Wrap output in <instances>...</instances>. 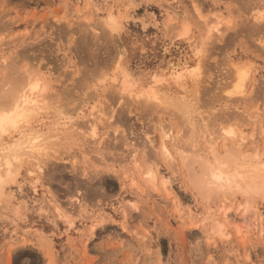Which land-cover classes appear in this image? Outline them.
<instances>
[{"label":"rangeland","instance_id":"rangeland-1","mask_svg":"<svg viewBox=\"0 0 264 264\" xmlns=\"http://www.w3.org/2000/svg\"><path fill=\"white\" fill-rule=\"evenodd\" d=\"M111 11L119 30L107 26ZM258 12L264 0H0V85L32 66L51 105L42 123L56 133L48 153L24 155L30 162L0 196V264H264V200L191 181L197 163L213 158L212 142L225 148L222 126L244 131L243 151L264 149V19L251 30ZM191 47L200 75L185 86L171 80L164 95L181 98L189 109L175 111L184 115L165 97L151 108L124 99L118 81L99 85L115 55L135 91L152 73L193 65ZM234 64L250 67L242 96L226 91ZM165 130L171 161L159 152ZM36 163L41 170L30 173ZM149 167L157 183L146 180Z\"/></svg>","mask_w":264,"mask_h":264},{"label":"bare ground","instance_id":"bare-ground-1","mask_svg":"<svg viewBox=\"0 0 264 264\" xmlns=\"http://www.w3.org/2000/svg\"><path fill=\"white\" fill-rule=\"evenodd\" d=\"M119 15H121V14H119ZM119 18L121 19V17H119L117 14H114V12L111 11L108 14V17L106 18L107 26L109 25V28L111 30H114V31L119 30L121 28V24H122V23L120 24ZM253 18H255L259 22V21H261V19H264V14H261L258 12V13L253 15ZM259 23L255 24L251 28V30L252 31H256V30L258 31L260 29V27H263V26H261V22H259ZM188 27L189 26L187 25V23L182 24L180 27L178 36L181 38L187 37V33H189ZM213 30L219 32L220 27L218 26V24H214L211 27L207 28V32H206L207 37H209L210 35L212 36L211 32H213ZM191 46H192V44H191ZM194 46H195V44L193 45V47ZM192 49H194V48H192ZM198 52L199 51H197V49L196 50L194 49L193 53L197 58L193 62V65H189L186 61L180 62L177 65H172V66H170L171 68H170V71L168 73L169 75H167V76H166L167 73L165 74V72H163V71L161 73H157V72L152 73L151 75H149V77H147V79L143 80L144 83L142 85H139L140 87L135 91L133 90V87L135 86V84H134V79H133L132 73L125 66H123L121 64L120 59L118 57H116L117 55H115L109 61V62H111V64L109 63L110 69L109 68L107 69V67H105V65H102L106 68L105 69L106 72H104V69L102 70L100 68V70H102L104 73H102V75L100 76V79L98 78L100 80L99 85L103 86V85H106L107 83H111V82L113 83L115 81H118L119 87L118 86L117 87L119 89L117 87L116 88L118 90H120V92L122 91V93H124V94H122V95H124V99H126L125 94L127 93L128 95L131 96V98H132V96L133 97L136 96L137 100L140 99V100H142V102L147 103L146 104L147 107L155 108V106H159L162 103H166L167 101H170V103H166L164 106L171 108V110L173 108L174 111L177 108L178 109L179 108L184 109L187 106L184 102L180 101L181 98L180 99H179V97L177 98L176 95H175L176 96L175 97L174 94L172 95L173 97H169V95L167 96L168 98H170V100L167 97H165L167 94V91L171 90L169 88L168 83H170V81L173 80V81L179 83V85L182 83L181 86H185V84L187 85L188 79L198 75V73L200 71V68H199L200 66H199V61H198ZM106 66H108V65H106ZM31 67H29L28 64H27V66H24L22 68V70H19L16 67L17 69L15 68L13 71L11 70L12 72H11V74L9 73L10 75H8L9 76V77H7L8 79L6 78L7 79L6 81L4 79L5 83H7V86L3 87L4 82H2V84H3V85L1 84L2 86L0 85V87H2V89L0 88V154L2 156L3 153H6V156L3 157L4 159H2V162L0 163V196L2 194H4L5 186L7 184H9L10 181L15 180L14 177L17 176V174L20 171V167L23 165V160L25 159L24 155L28 154V156H29L30 153H32V154L37 153V155H43L45 153H48V150L51 148L50 143L54 144L52 138H54V135L56 133L54 134L52 132V129L50 128V126L52 124H50L48 126V124L42 123L43 117H41V115L43 114L45 109L51 108L50 103L49 104L47 103L49 101L45 102V100H47L46 97L47 98L49 97V96H47L48 95L46 93L47 91L45 92V90H47V86H46L45 82H43L44 78L40 77V76L37 77V73H35V71L33 70L34 68L32 69ZM249 68L246 65L244 66V64H234L233 68H231L232 70L229 71L230 75L233 74V78L231 81L228 82V84L226 83L227 89L225 88L228 95L229 94H230V96H231V94L235 95V96L238 94L241 95V93L243 94L246 91L247 84L249 83L248 81L250 78ZM95 71H97V70L95 69ZM98 73H99V71H98ZM199 75H200V73H199ZM39 77L43 78V80L42 79L40 80ZM230 77H232V76H230ZM0 78H2V77H0ZM92 79H93V77H92ZM193 79H195V78H193ZM92 89H93V87H92ZM117 89H116V91H117ZM93 93H95V92H93ZM127 94H126V97H127ZM118 97H120V96H118ZM164 97H165V99H163ZM166 98L168 100H166ZM162 99L165 100L166 102H164ZM128 100L132 101V99H129V98H128ZM142 102H141V104H142ZM45 103H47L48 106L50 105V108L48 106L46 107ZM176 104L177 105L179 104L181 107L178 105L176 108V106H175ZM181 104L182 105L185 104V105L182 106ZM61 105H58L59 108L56 105H54L57 109H55V107H53V105H52V108H54L56 111H58V113L60 115H61V113H63V114L65 113L62 111L64 108H62ZM173 106H175V107H173ZM182 107H184V108H182ZM191 109L192 108H190V110ZM190 110H189V112L185 111L187 113V117L190 115V114L188 115V113H191ZM175 112L179 113V115L181 112V113H183L182 115H184L183 110L182 111L178 110V112L176 110ZM186 113H185L184 117H186ZM46 115H48V114H46ZM60 115H59V117H60ZM189 117H188V119H189ZM56 119H57V117H56ZM56 119H55L54 124L60 125L61 122H59V120H58V122H56L57 121ZM38 122H41L42 125L41 126L39 125V127L38 126L35 127V124H37ZM185 122H186V120H185ZM43 126H45V127L43 128ZM221 128H222L221 131H223V130L224 131L220 132V130H219V132H220L219 135H220V137H223L224 142H222V143H224L225 148H223V150H225V151L222 150L223 152L222 151L219 153L216 152V150H215L216 147L212 146V145H214L213 142H212V144L208 142L209 145L211 144V146L208 149L212 150V151L210 150V153L211 152L213 153V154L211 153V156H213V158L210 157V159H209V157L205 155V158H203V161H200L199 163H197V164H199L198 166L200 168V172H193V175L191 172V175H192L191 181L194 183V184L192 183V185H194L193 187H196V189H198L199 186H200V188H202V186H206L207 188H213L212 189L213 192H215V189H216V191H218V190L224 191V192L226 191L227 194L229 192H231L230 193L231 195H232V192L241 193V195L245 196V198H248V200H250V199L255 200L253 197L255 195V196H258V198H261L262 200H264V149H263L264 147L262 148L263 150H261V147H260V150H258L257 146H256V148H255L256 150H254L252 152L248 151V153H247V152L243 151V148L241 146L242 141L240 143V140L244 139L243 138L244 137L243 135H245L244 131L240 130L241 132H239L238 131L239 128L237 130V129H234L235 127H231V126H226V127L222 126ZM166 131L167 130H165V132ZM188 131H190V130L188 129ZM93 134H95V132ZM169 134L170 133H168V132H166L165 134L163 133L164 137L163 136L162 137L165 139H161L162 144L160 143L161 144V146H160L161 151H159V152L165 158L168 155L169 156L171 155V153H170L171 151H170V149L167 145V142H166V139H167ZM187 137H189V136H187ZM168 138H170V137H168ZM191 139H193V138H191ZM254 139H255V137H254ZM171 140L168 139V142L173 141V140L172 141ZM174 142H176V141L174 140ZM174 142H172L173 144L171 143V145H174L175 144ZM188 142H189V140H188ZM253 142H255V140ZM189 143H191V141ZM177 144H178V142H177ZM177 144H175V145L177 146ZM183 144H185V143L183 142ZM254 144H256V142L253 143V145ZM189 145L191 146L192 144H189ZM183 147H185V146L181 147L182 150H183ZM250 148H252V147H250ZM174 150H175V148H174ZM182 150H179V151H181V153H182ZM198 150H199V148H198ZM177 151H178V149H177ZM174 152H176V151H174ZM185 152H187V150H185ZM178 153H180V152H178ZM197 153L199 154V152H196L195 154H192V156L190 155V158H189L190 162H192V161H193V163L198 162L197 160H199V158H198L199 155ZM201 153H202V150H201ZM1 156H0V158H1ZM184 157H185V155H184ZM169 159H170V157H169ZM171 160H172V157L169 161H171ZM200 160H202V158ZM25 161H26V159H25ZM186 161H188V160H186ZM26 162L29 163L30 160H27ZM34 165H36L35 166L36 168L29 170V172L33 173V174L35 172L41 170L40 169L41 168L40 163H36ZM187 166H189V165H187ZM4 171H5V173H3ZM40 173H41V171L39 172V174ZM145 174L147 176L146 180H148L149 183L154 184L156 182L155 181L156 172L153 170V168L149 167L146 170ZM165 179H167V178H164V179L162 178L160 180V182L165 180ZM168 180H167V182H168ZM164 184H166V183H163V185H162L163 188H165L166 185H167L166 186L167 188L170 187L169 184H166V185H164ZM195 184H197L198 186H196ZM167 188H165V189H167ZM170 190L172 192V188ZM212 190L210 189L209 191L212 192ZM226 192H225V194H226ZM225 194H223V195H225ZM251 196L253 198L249 199V197H251ZM248 200H247V202H248ZM247 206H248V204H247ZM222 210H223V207H222ZM223 212H225V210ZM237 229H238V232H240L239 226Z\"/></svg>","mask_w":264,"mask_h":264}]
</instances>
